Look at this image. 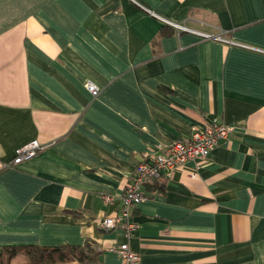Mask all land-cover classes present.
Returning <instances> with one entry per match:
<instances>
[{
    "label": "crops",
    "instance_id": "obj_1",
    "mask_svg": "<svg viewBox=\"0 0 264 264\" xmlns=\"http://www.w3.org/2000/svg\"><path fill=\"white\" fill-rule=\"evenodd\" d=\"M213 120L226 139L144 184L139 264H264V0H0V248L121 264L99 221L136 163Z\"/></svg>",
    "mask_w": 264,
    "mask_h": 264
},
{
    "label": "built area",
    "instance_id": "obj_2",
    "mask_svg": "<svg viewBox=\"0 0 264 264\" xmlns=\"http://www.w3.org/2000/svg\"><path fill=\"white\" fill-rule=\"evenodd\" d=\"M173 26L183 30L190 29L177 23H173ZM199 33L203 37L220 39V36ZM87 88L92 95H96L98 92V87L92 82H87ZM232 130V126L213 120L203 127L193 129L187 137L170 142L156 154L143 157L136 163L130 182L125 186L120 197L119 211L105 216L99 221V226L104 230L115 227L122 229L124 241L108 248L118 254L121 264H139L138 256L130 246V240L136 229L132 210L145 198L144 184L163 175H169L173 169L183 165L186 161L204 155L220 141L226 139ZM43 147L44 145L37 141L26 143L16 149L13 160L4 166H13L27 160ZM191 176L195 177L196 175L192 173ZM104 198L107 202L112 200L109 195L104 196Z\"/></svg>",
    "mask_w": 264,
    "mask_h": 264
},
{
    "label": "trees",
    "instance_id": "obj_3",
    "mask_svg": "<svg viewBox=\"0 0 264 264\" xmlns=\"http://www.w3.org/2000/svg\"><path fill=\"white\" fill-rule=\"evenodd\" d=\"M96 257L97 252L89 242L83 245H4L0 248V264H73L93 261Z\"/></svg>",
    "mask_w": 264,
    "mask_h": 264
}]
</instances>
